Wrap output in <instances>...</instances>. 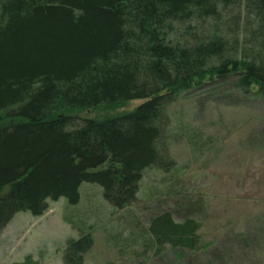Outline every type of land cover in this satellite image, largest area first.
Segmentation results:
<instances>
[{"label":"trees","instance_id":"1","mask_svg":"<svg viewBox=\"0 0 264 264\" xmlns=\"http://www.w3.org/2000/svg\"><path fill=\"white\" fill-rule=\"evenodd\" d=\"M208 78L264 93V0H0V235L19 212L76 205L82 183L117 210L133 204L143 172L165 164L166 106ZM131 101L143 103L80 116ZM198 228L164 212L148 232L196 250ZM91 246L90 233L69 240L63 264Z\"/></svg>","mask_w":264,"mask_h":264},{"label":"rangeland","instance_id":"2","mask_svg":"<svg viewBox=\"0 0 264 264\" xmlns=\"http://www.w3.org/2000/svg\"><path fill=\"white\" fill-rule=\"evenodd\" d=\"M236 84L208 78L166 106L157 145L165 164L143 172L133 204L117 210L99 185L82 183L76 205L59 199L41 217L15 214L0 235V264H63L68 241L84 233L92 246L83 264H264V93ZM142 103L80 116L104 120ZM164 212L198 224L196 250L154 241L149 225Z\"/></svg>","mask_w":264,"mask_h":264}]
</instances>
